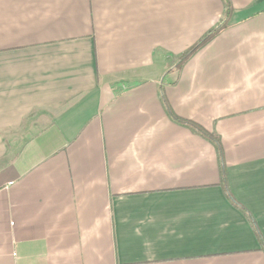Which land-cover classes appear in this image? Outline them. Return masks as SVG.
<instances>
[{
	"label": "crops",
	"instance_id": "crops-1",
	"mask_svg": "<svg viewBox=\"0 0 264 264\" xmlns=\"http://www.w3.org/2000/svg\"><path fill=\"white\" fill-rule=\"evenodd\" d=\"M230 1L179 68L224 0H0V264H264V0Z\"/></svg>",
	"mask_w": 264,
	"mask_h": 264
},
{
	"label": "trees",
	"instance_id": "trees-1",
	"mask_svg": "<svg viewBox=\"0 0 264 264\" xmlns=\"http://www.w3.org/2000/svg\"><path fill=\"white\" fill-rule=\"evenodd\" d=\"M224 1H225V18L221 21V23L218 26H216V27L212 28L211 30H209L196 44H194L191 48H189V50H187L182 55V57L180 58V60L178 62V67L179 68H181L182 65L196 51H198L200 48H202L205 44H207L211 39H213L223 29L226 28L227 22H225V19L228 18L231 15L233 7H232V4H231L230 0H224ZM163 101H164L165 106L167 108V112L169 113L171 118H173V120H175L178 123L190 128L191 130L201 134L203 137L209 139L210 141H212L214 143V145L217 148V152H218V156H219V160H220L221 175H222V185H223V188H224L225 192L229 196V198H231L229 187H228L227 166H226V163H225L224 149H223V145H222V142H221V138L217 134L209 132L203 126L198 124L197 122H194L192 120L180 117L179 115H177L172 110V108L170 107V105H169L168 101L166 100V98H164ZM241 209H243L245 211L244 208L241 207ZM248 216H250V214H248ZM259 237H261V235H259Z\"/></svg>",
	"mask_w": 264,
	"mask_h": 264
}]
</instances>
